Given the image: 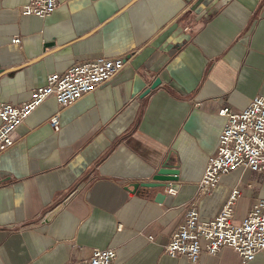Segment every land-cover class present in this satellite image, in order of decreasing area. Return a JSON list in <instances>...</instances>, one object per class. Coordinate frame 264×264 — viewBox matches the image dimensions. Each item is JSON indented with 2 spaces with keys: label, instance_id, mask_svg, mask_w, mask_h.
<instances>
[{
  "label": "crops",
  "instance_id": "0c3cea01",
  "mask_svg": "<svg viewBox=\"0 0 264 264\" xmlns=\"http://www.w3.org/2000/svg\"><path fill=\"white\" fill-rule=\"evenodd\" d=\"M26 2L0 0V107L27 101L49 73L100 56L125 65L66 106L46 97L0 151V264L77 262L95 247L120 264H264L228 246L195 263L163 252L192 202L211 219L238 186V221L264 197V173L241 167L197 196L218 111L264 97V0H56L45 17L23 15ZM166 160L177 189L162 202L133 190Z\"/></svg>",
  "mask_w": 264,
  "mask_h": 264
},
{
  "label": "built area",
  "instance_id": "2783aa9c",
  "mask_svg": "<svg viewBox=\"0 0 264 264\" xmlns=\"http://www.w3.org/2000/svg\"><path fill=\"white\" fill-rule=\"evenodd\" d=\"M56 0H27L23 15L45 17L56 8ZM12 42L19 43L15 37ZM125 65L121 57H97L93 61L73 65L64 72L47 74L43 85L34 88L30 98L19 105L4 103L0 107V151L13 144V133L18 125L48 96L66 106L93 91L109 80ZM218 114L226 118L218 136L216 153L207 160L197 184V196L210 193L221 177L241 167L264 173V97L254 96L240 111L223 106ZM49 125L59 129V114L55 113ZM242 190L231 189L219 212L211 219L202 220L195 202L187 208L183 221L170 235L163 252L171 257L185 256L195 263L204 250L216 255L223 247H231L242 259L252 260L257 253L264 258V197L259 198L247 214L234 220L237 201ZM152 240V237H150ZM204 240V246L201 241ZM65 264H120L114 248L95 247L89 258Z\"/></svg>",
  "mask_w": 264,
  "mask_h": 264
},
{
  "label": "water",
  "instance_id": "95a60500",
  "mask_svg": "<svg viewBox=\"0 0 264 264\" xmlns=\"http://www.w3.org/2000/svg\"><path fill=\"white\" fill-rule=\"evenodd\" d=\"M160 84V79H155L150 86L142 93V95L148 94L152 89ZM179 175L180 170L178 167L169 163L168 160L161 163V165L155 170L148 181L131 183L133 190L138 188H144L146 190H155V200L162 202L165 198V189L172 188L177 189L179 187ZM5 180V179H4Z\"/></svg>",
  "mask_w": 264,
  "mask_h": 264
}]
</instances>
